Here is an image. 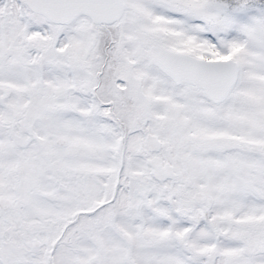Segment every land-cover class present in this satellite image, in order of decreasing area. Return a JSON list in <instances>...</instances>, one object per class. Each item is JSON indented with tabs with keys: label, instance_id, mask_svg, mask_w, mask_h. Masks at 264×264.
I'll list each match as a JSON object with an SVG mask.
<instances>
[{
	"label": "snow or ice",
	"instance_id": "6c2138e0",
	"mask_svg": "<svg viewBox=\"0 0 264 264\" xmlns=\"http://www.w3.org/2000/svg\"><path fill=\"white\" fill-rule=\"evenodd\" d=\"M0 264H264V0H0Z\"/></svg>",
	"mask_w": 264,
	"mask_h": 264
}]
</instances>
